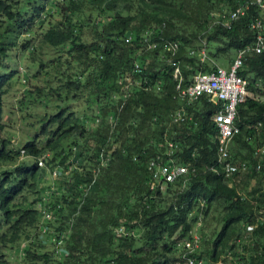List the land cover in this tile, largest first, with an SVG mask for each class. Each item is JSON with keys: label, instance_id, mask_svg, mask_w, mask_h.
Returning a JSON list of instances; mask_svg holds the SVG:
<instances>
[{"label": "trees", "instance_id": "obj_1", "mask_svg": "<svg viewBox=\"0 0 264 264\" xmlns=\"http://www.w3.org/2000/svg\"><path fill=\"white\" fill-rule=\"evenodd\" d=\"M247 3L229 29L221 25ZM254 3L0 0V71L21 55L34 70L19 110L45 109L22 148L1 140L0 264H184L178 244L193 233L201 264H264V53H246L238 71L248 93L230 161L251 168L230 178L215 171L220 105L180 98L173 77L177 68L186 87L215 71L217 58L253 47L251 23L262 18ZM14 73L0 77V135ZM177 111L184 121H173ZM169 143L188 172L159 184L147 164L165 162ZM211 212L219 216L209 222Z\"/></svg>", "mask_w": 264, "mask_h": 264}, {"label": "built area", "instance_id": "obj_2", "mask_svg": "<svg viewBox=\"0 0 264 264\" xmlns=\"http://www.w3.org/2000/svg\"><path fill=\"white\" fill-rule=\"evenodd\" d=\"M252 4V3H251ZM249 3L243 4L241 7L232 11L229 17L221 23V25L229 29L234 21L239 19L244 12L251 5ZM262 13L261 20H256L251 23V29L258 31L257 41L251 48H245L235 53V56L228 69L216 66V70L210 73H197L193 76L191 84L182 87V78L179 70L176 68L173 72V77L177 81L175 90L178 96L189 101L196 100L202 96L208 98V101L220 105L219 110L213 116L214 123L218 128L217 138V153L218 162L215 171L221 172L225 178H230L237 172H247L250 166L246 162L234 164L230 161V144L234 136L240 133V129L235 125L237 116V106L243 103L247 97V80L238 75V71L243 65L245 54L252 51L256 54L264 53V36L262 35L264 29V3L262 0H255V3ZM148 43V39L144 40ZM147 49H155V45H147ZM177 49L176 44H164L163 50L174 52ZM200 59H206L205 50L200 51ZM138 69V65H135ZM149 89L148 87L145 88ZM159 90L158 88L156 89ZM184 114L181 111L174 113L173 121H184ZM175 146L172 143L168 144V151L166 156L167 160L164 162L162 159L157 158L149 161L147 164L148 170L151 172L152 179L156 183H172L187 172L188 168L183 165L175 164L172 155L174 154ZM258 151L264 154V144ZM101 161H104L103 154L100 155ZM103 163V162H102ZM41 166L42 163H39ZM261 165L255 166L256 171L261 170ZM55 176V172H53ZM154 184H152L153 186ZM251 231L252 227H248ZM182 250V259L184 264H201V260L195 259L192 254L199 249V237L193 233L191 240H183L178 244ZM229 254L227 255V257ZM218 264H225L222 261Z\"/></svg>", "mask_w": 264, "mask_h": 264}, {"label": "rangeland", "instance_id": "obj_3", "mask_svg": "<svg viewBox=\"0 0 264 264\" xmlns=\"http://www.w3.org/2000/svg\"><path fill=\"white\" fill-rule=\"evenodd\" d=\"M19 40H21V38ZM234 56L235 53L231 51L228 55L217 58L215 64L226 68V66L232 62ZM11 57L14 62H17L18 64H9L10 68H5L4 71H0V77L5 73L11 71L15 72L13 74L12 87H10L9 93L7 95L5 94L2 98V122L5 125V128L0 135V149L2 147L1 140H5L7 142L6 148H9L12 151H17L39 130L43 120L41 115L45 114V109L42 108L43 105L41 104V106L27 105L23 110H19L17 101L20 99L23 88L33 83L31 74L34 68L28 66L27 62L23 60L21 55H17L18 59L15 58L14 54H11ZM6 66H8V64H6ZM26 67L31 70H28ZM29 103H33V101L30 99ZM22 159L23 158L19 157L13 164L5 165V168L17 166L22 162ZM256 182L257 181H251L247 187V191H250L256 185ZM218 216V213L211 212L206 220L210 222L211 219L215 220ZM200 224H202V220L198 218L193 226L194 231L200 227ZM207 232L208 231H206V233ZM10 260L17 263L15 258ZM226 261L222 262L226 263Z\"/></svg>", "mask_w": 264, "mask_h": 264}, {"label": "crops", "instance_id": "obj_4", "mask_svg": "<svg viewBox=\"0 0 264 264\" xmlns=\"http://www.w3.org/2000/svg\"><path fill=\"white\" fill-rule=\"evenodd\" d=\"M216 66L224 68L223 66H221V65H218V64H216ZM229 66H230V64H229L228 66H226V68H225V69H228V68H229Z\"/></svg>", "mask_w": 264, "mask_h": 264}, {"label": "clouds", "instance_id": "obj_5", "mask_svg": "<svg viewBox=\"0 0 264 264\" xmlns=\"http://www.w3.org/2000/svg\"><path fill=\"white\" fill-rule=\"evenodd\" d=\"M21 154H23V151H21ZM40 166V165H39ZM42 166V165H41Z\"/></svg>", "mask_w": 264, "mask_h": 264}]
</instances>
